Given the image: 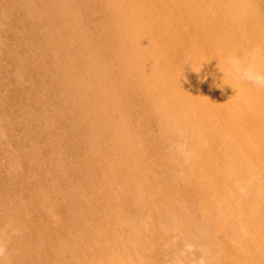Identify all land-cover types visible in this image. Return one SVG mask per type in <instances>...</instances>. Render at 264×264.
Masks as SVG:
<instances>
[{"label": "rangeland", "instance_id": "374dc122", "mask_svg": "<svg viewBox=\"0 0 264 264\" xmlns=\"http://www.w3.org/2000/svg\"><path fill=\"white\" fill-rule=\"evenodd\" d=\"M110 1L115 14L101 0H55L67 11L60 20L45 12L46 0H0V264H264V196L253 191V183L264 188V134L248 111L256 101L225 81L253 85L217 70L219 53L187 19L183 0ZM73 19L60 32L59 21ZM163 25L174 26L167 38ZM121 26L139 32L148 54H135ZM141 54L163 64L147 95L139 72L123 78L128 59ZM90 61L109 106L80 88L91 80ZM103 110L123 124L128 146L115 145L106 117L98 127Z\"/></svg>", "mask_w": 264, "mask_h": 264}, {"label": "bare ground", "instance_id": "6f19581e", "mask_svg": "<svg viewBox=\"0 0 264 264\" xmlns=\"http://www.w3.org/2000/svg\"><path fill=\"white\" fill-rule=\"evenodd\" d=\"M35 1V0H33ZM61 1V0H60ZM64 1V0H62ZM100 0H96V2H99ZM101 1H104L106 2V6L108 7V11H110L111 13H116L115 10V2H111L110 0H101ZM173 1V0H172ZM45 2V1H44ZM43 2V4H44ZM180 2V1H179ZM64 3V2H63ZM63 3L62 2H55V0H46V4H47V8H48V11H45V12H48V14L51 16V15H54V16H57L60 20L61 19H64L65 17H67V14H66V8L65 6H63ZM116 3H118L116 1ZM264 5V0H183V3H182V10L185 12V15H187V19L191 22V23H196L197 26L199 25L202 29V33H203V37L207 40L208 44L210 45L211 49H213L214 51H218L219 53V56H218V60H217V70L218 71H224L226 70V60H227V57L229 54H234V55H242L245 51H247L248 49H251V48H255L258 50L259 52V58H260V62L262 64V66H264V63L262 62L264 60V17L262 15L263 11H261L258 7L259 6H262ZM91 4V3H90ZM174 4V3H173ZM258 4V5H257ZM96 5V4H95ZM94 5V6H95ZM99 5V4H98ZM119 5V4H118ZM165 5V4H164ZM178 5V4H177ZM137 7V6H136ZM167 7V6H166ZM176 7V6H175ZM263 7V6H262ZM261 7V8H262ZM46 8V7H45ZM46 8V9H47ZM170 8V7H169ZM128 9V8H127ZM131 9V8H130ZM129 9V10H130ZM181 9V8H179ZM178 9V10H179ZM172 10V9H170ZM169 10V11H170ZM118 11V10H117ZM96 12V11H95ZM99 12V11H98ZM103 12V11H102ZM174 12H176L174 10ZM179 11H177L178 13ZM176 13V15H177ZM181 13V12H180ZM48 14H46V16H48ZM179 14V13H178ZM112 15V14H111ZM119 15V14H118ZM180 15V14H179ZM179 15L177 16L179 18ZM184 15V13H183ZM145 16V15H144ZM57 17H54V18H57ZM70 17V16H69ZM73 17V16H72ZM186 17V16H185ZM53 18V17H52ZM133 24L135 22L138 23L137 21V15L136 13L134 12L132 17H130ZM129 18V19H130ZM182 18V17H180ZM71 19V18H70ZM127 18V20H129ZM177 20V19H176ZM181 20V19H180ZM187 20V21H188ZM70 22L72 23H59L57 24L60 28V32H62L63 34L65 33V30L67 28H71L73 29V27L75 26L76 23H74V19L71 21L69 20ZM110 21V20H108ZM184 21L186 22V20L184 19ZM65 22V21H64ZM131 22V23H132ZM171 22V21H170ZM183 22V21H182ZM184 22V23H185ZM189 22V23H190ZM78 23V22H77ZM129 24V23H128ZM127 24V25H128ZM136 24V23H135ZM182 24V23H181ZM174 25V24H173ZM183 25V24H182ZM180 25V26H182ZM125 26V25H124ZM185 26V25H184ZM189 26V25H188ZM192 26V25H191ZM196 26V25H195ZM194 26V27H195ZM67 27V28H66ZM199 27V28H200ZM229 28L227 30H225V28ZM240 28V32L238 31V36L237 38H235V34L233 32L234 28ZM76 28V27H75ZM74 28V29H75ZM101 28V27H100ZM120 28V27H119ZM146 28V27H144ZM174 28V26H168V25H163L160 29H159V35L161 37H164V38H167L166 36H169V32L173 31L172 29ZM182 28V27H181ZM188 28V27H187ZM121 32L124 34V38H127L129 40L130 38V41L129 43L131 44L132 46V49L133 51L137 52L138 48L141 50L140 53H142V50H144V52L147 53V51H145V49L141 48L140 46V34L138 35V31H135L133 30L132 28L131 29H126L121 26ZM198 28L196 27V30L195 31H199L197 30ZM102 30V29H101ZM137 30V29H136ZM175 30V29H174ZM232 33H231V31ZM239 30V29H238ZM76 31V30H75ZM60 32H59V35H60ZM67 32V31H66ZM73 32V31H72ZM117 32V30H116ZM110 33V32H109ZM215 33V34H214ZM112 34V33H111ZM198 33H196L197 35ZM64 35H67V34H64ZM107 35V34H106ZM70 36V34H69ZM123 36V35H122ZM200 36V35H199ZM202 36V34H201ZM57 37V36H56ZM60 37V36H59ZM63 37V36H62ZM120 37V36H119ZM200 38V37H199ZM238 38H239V41H238ZM70 39V38H69ZM72 39V38H71ZM152 39V38H151ZM203 39V38H202ZM60 40V38H59ZM144 40V39H143ZM196 40V39H195ZM72 41V40H71ZM87 41V40H86ZM140 41V42H139ZM147 41V40H146ZM144 41V42H146ZM115 42V41H114ZM143 42V43H144ZM148 42V41H147ZM168 42V41H167ZM203 42V41H202ZM206 41H204L203 43L205 44ZM123 43V41H122ZM128 43V44H129ZM196 43V42H195ZM228 43H234L233 46L235 47L234 49H230L228 46ZM240 43V44H239ZM129 44V45H130ZM142 44V43H141ZM188 44V43H187ZM194 44V42H193ZM203 44V45H204ZM207 44V43H206ZM225 44H227V46H225ZM58 45V44H57ZM83 45V44H82ZM89 45V44H88ZM122 45V44H121ZM87 46V45H86ZM143 46V44H142ZM205 46V45H204ZM129 47V46H128ZM137 47V48H136ZM207 47V46H206ZM123 48V47H122ZM205 48V47H204ZM86 49V48H84ZM90 49V48H89ZM131 49V50H132ZM158 49V48H157ZM81 50V49H80ZM138 50V51H140ZM193 50V49H192ZM191 50V51H192ZM209 50V49H208ZM74 51V50H73ZM119 52H122L121 50ZM133 52V53H134ZM77 53V52H76ZM93 52H91V55H92ZM129 53V52H128ZM132 53V51H131ZM132 53V54H133ZM140 53H138L140 55ZM143 54V53H142ZM141 54V55H142ZM148 54V53H147ZM152 54V53H150ZM129 55V54H128ZM76 56V55H75ZM74 56V57H75ZM93 56V55H92ZM91 56V58H92ZM130 56V55H129ZM204 56V55H203ZM73 57V58H74ZM121 57V56H120ZM123 57V56H122ZM132 57V56H131ZM134 57V55H133ZM90 58V59H91ZM204 58V57H203ZM93 59V58H92ZM120 59V58H119ZM122 59V58H121ZM76 60V59H75ZM97 60V59H96ZM72 61V60H71ZM74 61V59H73ZM129 61V71H125L123 73V78L124 79H128V74H133L135 73L134 71L136 72H139V76L144 79V88L145 89V93L146 95L147 94H150L152 91H154L155 89L158 88V81L157 79L155 80H152V78H154L155 76H157V74L161 73L162 74V68H163V64L161 63V61L159 59H157L156 57H150V55H148V57L142 55L139 59L137 58L136 56V59L134 60L133 58L131 59H128ZM77 62V61H76ZM96 62V61H95ZM121 62V61H120ZM83 63V62H82ZM67 64V63H66ZM85 64V63H84ZM75 65V64H74ZM78 65H79V62H78ZM81 65V64H80ZM83 65V64H82ZM95 63L93 61H90L88 63H86L83 67H86V72L88 71V73L91 75V80L89 78V82L87 84H83L84 86L80 87L78 86V88H85L83 90L85 91H88L91 95H92V98L93 99V96L95 97L94 99L98 102L99 104V108H100V105H108V103H110L111 105V94L108 93L109 92V88H108V91H106V89L104 88V86L101 84L102 80L100 81L98 78L99 75L97 70H96V67H95ZM200 65V64H199ZM208 65V64H207ZM213 65V64H212ZM128 66V65H127ZM126 66V67H127ZM197 66V65H196ZM62 67V66H61ZM60 67V68H61ZM67 67V66H66ZM73 67V66H72ZM78 67V66H77ZM205 68V67H204ZM63 69V68H62ZM101 69V68H100ZM167 70V69H166ZM61 71V70H60ZM65 71H67L65 69ZM82 71L84 72L83 68H82ZM101 71V70H100ZM206 71V70H205ZM84 72V73H86ZM103 72V71H102ZM204 72V71H203ZM67 73H65L66 75ZM164 75V74H163ZM162 75V76H163ZM187 75V74H186ZM196 75H199L197 70L194 68V70L191 71L190 75L187 76V79L190 80V84L193 82H196L198 76L195 78ZM101 76V75H100ZM104 76V74L102 75ZM69 77V76H68ZM103 78V77H102ZM162 78V77H161ZM139 79V78H138ZM147 79V80H145ZM83 80V79H82ZM107 80V79H105ZM126 80H123L120 84H122L123 86L128 87L133 91H136L137 90V86H132V85H129L127 84L128 82ZM203 80V79H202ZM218 80V79H217ZM199 81V79H198ZM75 82V81H74ZM80 82V81H79ZM109 82V81H108ZM119 82V81H118ZM140 82V81H139ZM161 82V80H160ZM189 82V81H188ZM234 82V81H233ZM110 83V82H109ZM112 83V81H111ZM142 83V82H141ZM74 84V83H73ZM186 84V82H185ZM184 84V85H185ZM225 84L227 87L229 88H232L233 90H236L240 93V96L243 101H246L247 102V98L250 97L251 99H254V101H256V107L258 108V110H248L249 113L252 115V118H254V120H256L258 123H259V126H260V129L258 131H256V133H259V132H262L264 134V102L261 98V94H262V91H264V88H256V87H252V86H242V85H236V86H232V83H228L227 81H225ZM77 85H79L77 83ZM117 85V83L115 84ZM135 85V84H134ZM174 86V85H173ZM189 86V85H188ZM71 87V86H70ZM110 87V86H109ZM246 87V88H245ZM77 88V89H78ZM160 88V87H159ZM142 89V88H141ZM196 89V88H195ZM66 90V89H65ZM193 90V89H192ZM228 90V89H227ZM156 91V90H155ZM219 91V90H218ZM78 92V91H77ZM179 92V91H178ZM230 93V92H229ZM228 93V94H229ZM197 95V94H196ZM180 96V95H179ZM192 96V95H191ZM264 97V96H263ZM173 98V97H172ZM77 99H80V98H77ZM93 99V100H94ZM250 99V100H251ZM88 100V99H87ZM166 100V99H165ZM233 100V99H232ZM115 100H113L114 102ZM171 101V100H170ZM173 101V100H172ZM175 101V100H174ZM230 101V100H229ZM85 102V101H84ZM83 102V103H84ZM252 102V101H251ZM87 103V102H86ZM89 103V101H88ZM94 103V102H93ZM118 103V102H117ZM165 104V103H164ZM169 104H172V103H169ZM82 105V104H80ZM105 105V106H106ZM115 105V104H114ZM83 106V105H82ZM87 106V105H86ZM91 106V104H90ZM109 106V105H108ZM107 106V107H108ZM113 107V106H112ZM229 107V106H228ZM83 108V107H82ZM92 108V107H91ZM98 108V107H97ZM103 108V107H102ZM109 108V107H108ZM118 107H116L117 109ZM94 109V108H93ZM111 109V108H110ZM109 109V110H110ZM115 109V108H114ZM123 109V108H122ZM178 109V108H177ZM241 110V109H240ZM239 110V112H240ZM98 111H100L98 109ZM105 112V114L103 113L102 116V119H98L97 118V122H98V127L101 128V122L103 121V119L106 117V111L103 110ZM114 111V110H113ZM119 112H123L125 113L124 111H122L121 109H118ZM118 111H115V112H118ZM159 111V110H158ZM179 111V110H178ZM247 111V112H248ZM94 112V111H93ZM173 112V111H172ZM177 112V111H176ZM243 112V111H242ZM95 113V112H94ZM101 113V114H102ZM111 113V112H110ZM113 115H114V112H112ZM108 114V113H107ZM122 114V113H121ZM120 114V115H121ZM167 114V113H166ZM249 114V115H250ZM100 115V112L99 114ZM123 115V114H122ZM121 115V116H122ZM126 115V114H125ZM164 115V114H163ZM180 115V114H179ZM108 116V115H107ZM168 116V114L166 115ZM173 116V115H172ZM112 118V117H111ZM110 118V119H111ZM127 118V117H126ZM106 119V122H107V127L109 128V126L111 128L109 129H114L116 130V133L114 135H116L115 137V145L116 146H128L129 144V138L126 137V134H125V131H124V126L123 124L120 122L119 125H116L112 122H109L111 120H109L107 117L105 118ZM125 119V118H124ZM249 119V118H248ZM122 120V118H121ZM173 120V119H172ZM101 121V122H100ZM167 121V120H166ZM165 121V122H166ZM263 121V122H262ZM124 122V120H123ZM164 122V121H163ZM164 122V123H165ZM169 122V121H167ZM118 123V122H117ZM159 123V122H158ZM190 123V122H189ZM160 124V123H159ZM104 125V124H103ZM173 125V123H172ZM171 125V126H172ZM245 125V123L243 124ZM90 128V127H89ZM108 128H105V131L101 132V135H99L98 137H94V139L96 140V145L97 146H101L103 141L102 138L103 136L107 133V130ZM165 128V127H164ZM163 128V129H164ZM169 128V127H168ZM166 128V130L168 129ZM177 128V127H176ZM211 128V127H210ZM257 128V127H256ZM255 128V129H256ZM162 129V128H161ZM175 129V128H174ZM165 130V131H166ZM208 130V129H207ZM240 130V128H239ZM248 130V129H247ZM100 131V130H99ZM110 131V130H109ZM112 131V130H111ZM118 131V132H117ZM161 131V130H160ZM169 131V130H168ZM173 131V130H171ZM169 131V132H171ZM167 132V133H169ZM112 133V132H110ZM178 133V132H177ZM240 133V132H239ZM218 134V133H217ZM98 135V134H96ZM95 136V135H94ZM113 136V135H112ZM264 136V135H262ZM111 137V136H110ZM114 137V136H113ZM228 137V136H227ZM207 139V138H206ZM259 140L262 141L263 145H264V137H258ZM129 141V142H128ZM222 141V140H221ZM227 141V140H226ZM192 142V141H191ZM105 143V142H104ZM189 143V142H188ZM222 143V142H221ZM105 145H107L105 143ZM200 145V144H199ZM224 146V145H223ZM126 148V147H125ZM234 148V147H233ZM263 148V147H262ZM221 149V157L219 158H227V153L226 151H224L223 148H219ZM120 150V149H119ZM127 152V151H126ZM209 152V151H208ZM208 154V153H207ZM106 155V154H105ZM252 154H250L251 156ZM259 155V154H258ZM242 156V155H241ZM245 156V155H244ZM208 157V156H207ZM240 157V155H239ZM108 158V157H107ZM230 158V157H229ZM255 158V157H253ZM211 160V159H210ZM220 160V159H219ZM249 160V159H247ZM222 161V160H220ZM211 162V161H210ZM225 162V161H224ZM252 162V161H251ZM217 164V162H215ZM223 163V162H221ZM233 163V162H232ZM260 163V162H259ZM256 164V163H255ZM263 164V163H262ZM234 165V164H233ZM261 165V164H260ZM257 166L256 164V167H261V166ZM186 166V165H185ZM219 167V166H218ZM231 167V166H230ZM244 167V166H243ZM208 168V167H207ZM211 168V167H210ZM246 168V167H245ZM223 169V168H222ZM264 169V168H263ZM189 170V168H188ZM204 170V169H203ZM256 170V169H255ZM262 170V169H261ZM210 171V170H208ZM223 171V170H222ZM233 171V170H232ZM242 171V170H241ZM244 171V169H243ZM252 171V169H251ZM115 172L118 173V170H115ZM218 172V171H217ZM183 173V172H182ZM212 173V172H211ZM235 173H238V172H234ZM240 173V172H239ZM248 173V172H245V174ZM229 174V172H228ZM203 175V174H202ZM220 175V174H219ZM227 175V174H226ZM226 175H221L222 177L220 178H223L224 176ZM251 175V174H250ZM253 175V174H252ZM218 176V175H217ZM241 176V175H240ZM243 176V177H242ZM242 178H241V181L244 182L245 180V185L247 184V186L250 184V182L247 181V178L248 177H244V175L242 174ZM259 176V175H258ZM194 177V176H193ZM256 177V176H255ZM254 177V178H255ZM204 178V177H202ZM256 178H259V177H256ZM185 179V178H184ZM229 179V178H227ZM225 179V180H227ZM231 179V178H230ZM238 179V176H236V180ZM186 180V179H185ZM196 180V179H195ZM224 180V179H223ZM224 180V182H225ZM254 181V179H252ZM251 180V181H252ZM260 180L261 181H264L262 180V178L260 177ZM216 181V180H215ZM214 181V182H215ZM222 181V179H221ZM219 181V182H221ZM257 181V180H256ZM239 183V182H238ZM253 183V182H252ZM251 183V185H252ZM190 184V183H189ZM196 184V183H195ZM253 187H255V189H253V191L255 192V197L258 199V197H260L261 195L264 196V188L260 186V183H253ZM230 187V185H229ZM246 188V187H245ZM225 188H223V191H224ZM229 189V188H228ZM206 190V189H205ZM231 190V189H230ZM228 193V192H227ZM138 194V193H137ZM132 195V194H131ZM130 195V196H131ZM224 195V194H223ZM243 195V194H242ZM151 196V195H150ZM262 198V197H261ZM260 199V198H259ZM258 199V200H259ZM264 199V198H263ZM261 199V200H263ZM139 200V199H138ZM227 200V199H226ZM255 201V200H253ZM226 202V201H225ZM263 202V201H262ZM209 203V202H208ZM255 203V202H254ZM259 203V202H258ZM212 204V203H211ZM227 206V204H226ZM215 207V206H214ZM205 208V207H204ZM213 208V207H212ZM216 208V207H215ZM226 207H224L225 209ZM256 208V207H255ZM254 208V209H255ZM262 207H260L259 209H261ZM156 209V208H155ZM214 209V208H213ZM219 209V208H218ZM178 210V209H176ZM253 210V209H252ZM251 209L246 211L244 210L243 212V215H245L244 217L247 219V217H250V219H253L254 218V213L255 212H251L252 211ZM151 211V210H150ZM173 211V210H172ZM186 211V210H184ZM179 212V210H178ZM215 212H216V209H215ZM177 213V212H176ZM250 213L252 214L253 213V217L250 216ZM263 213V212H262ZM154 214V213H153ZM165 214V213H164ZM181 214V213H180ZM189 214V213H188ZM218 216V215H217ZM257 216V214L255 215ZM220 217V216H218ZM226 217V216H225ZM169 218V217H168ZM188 219V218H187ZM216 219V218H215ZM224 219V218H223ZM260 219V218H259ZM169 220V219H168ZM225 220V219H224ZM252 221V220H251ZM191 222V221H190ZM253 223V222H252ZM168 224V223H167ZM8 225V224H7ZM255 225V224H254ZM186 226V225H185ZM189 226V225H188ZM216 226V225H215ZM232 226V225H231ZM253 226V225H252ZM14 227V226H13ZM236 227V226H235ZM208 228V227H207ZM189 229V228H188ZM195 229V228H194ZM212 229V228H211ZM241 229V228H240ZM261 229V228H260ZM202 230V229H201ZM257 230V229H256ZM259 230V228H258ZM257 230V231H258ZM262 232V231H261ZM262 234H264V232H262ZM262 237V236H261ZM208 239V238H207ZM263 242H264V238H262ZM1 242V241H0ZM203 243V242H202ZM259 243L260 241L258 240V242L255 243V247H256V250H258L259 252ZM257 245H258V248H257ZM103 249V248H102ZM101 249V251H102ZM264 253V252H263ZM254 255V254H253ZM16 259V258H15Z\"/></svg>", "mask_w": 264, "mask_h": 264}, {"label": "clouds", "instance_id": "9594fccd", "mask_svg": "<svg viewBox=\"0 0 264 264\" xmlns=\"http://www.w3.org/2000/svg\"><path fill=\"white\" fill-rule=\"evenodd\" d=\"M226 73L236 82L244 81L256 88H264V66L255 48L248 49L242 55L229 54L226 60ZM2 251L0 249V252Z\"/></svg>", "mask_w": 264, "mask_h": 264}]
</instances>
